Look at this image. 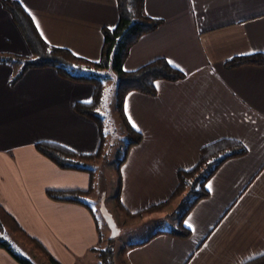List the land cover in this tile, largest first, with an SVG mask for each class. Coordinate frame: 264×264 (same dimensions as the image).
<instances>
[{
  "label": "crops",
  "instance_id": "crops-1",
  "mask_svg": "<svg viewBox=\"0 0 264 264\" xmlns=\"http://www.w3.org/2000/svg\"><path fill=\"white\" fill-rule=\"evenodd\" d=\"M16 1L46 43L89 60L98 58L100 27L114 26L117 17L115 0ZM143 10L161 23L129 46L122 69L162 56L184 77L155 80L153 95L125 94L124 118L141 138L119 165L120 205L133 212L165 199L176 184V170L192 165L200 145L213 139L240 140L245 153L226 158L207 179V196L182 219L188 236L155 227L131 241L146 239L128 247L122 259L126 264H242L264 253V67L228 68L222 61L264 53V0H143ZM2 54L29 51L0 4ZM16 68L0 64V204L58 262L76 264L99 241L94 219L83 205L51 199L44 191L85 189L88 174L59 168L32 144L49 139L77 153L95 151V122L72 109L76 100L91 98L93 85L61 78L46 66L28 67L9 83ZM162 210L132 219L151 220ZM0 264L19 263L0 247Z\"/></svg>",
  "mask_w": 264,
  "mask_h": 264
},
{
  "label": "trees",
  "instance_id": "trees-1",
  "mask_svg": "<svg viewBox=\"0 0 264 264\" xmlns=\"http://www.w3.org/2000/svg\"><path fill=\"white\" fill-rule=\"evenodd\" d=\"M1 6L7 11L8 16L14 22L16 28L21 33L29 54H2L0 55V64L17 65L16 70L9 74V83H14L20 73L28 67L39 68L42 66L53 67L55 73L61 78H66L72 82H85L93 85L91 98L87 102L76 100L72 109L87 118H91L99 133L97 148L91 153H77L69 147H65L57 141L49 139L34 140L33 147L40 154H44L54 164L62 169L83 170L88 174V186L85 189H51L46 188L44 193L51 199H60L65 202H74L86 207L94 219L95 229L100 240L101 232L99 222L94 211L89 206L88 199L94 188V163L97 158H101L105 149L104 118L99 111L102 101V94L105 88L104 82L111 77L113 72L114 81V108L116 116L122 122L125 146L121 155L115 161L112 169L115 176V190L113 194L114 205L120 209L125 217L134 218L142 213L158 211L166 207L169 202L182 193L191 195L190 203L180 212L179 217L173 227L163 232L175 237H186L189 235V229L182 223V219L190 207L202 197L207 196L208 190L205 188V182L220 166V164L229 157L245 153V147L240 140L231 137H219L211 142L200 145L197 150V159L186 169H177L175 173L176 184L165 199L146 206L138 211L127 212L119 203L120 170L119 165L125 159L128 148L139 142L141 132L131 127L123 115L122 103L125 94L129 91H138L145 95L155 93V80L164 79L173 81L184 77V73L171 66L166 58L159 56L146 63L137 66L132 70H123L122 63L129 46L143 33L152 30L160 24L161 19L149 16L143 10V0H115L117 17L115 25L112 27L101 26L100 34L102 36L99 46V54L96 60L85 59L73 53L66 47L48 44L40 37L39 32L33 26L30 15L25 12L16 0H0ZM252 64L264 67V53L253 52L244 55H234L222 61L224 67L231 68L236 65ZM146 239H143V241ZM131 242L122 245L118 253L123 252L133 244L143 243ZM20 244L29 246L33 251L40 255L51 264H61L49 251L40 245L35 237L26 233L22 227L15 221L13 215L2 208L0 204V247H3L9 256L14 258L19 264H36L22 250ZM89 250L96 255L97 264H113L110 247L98 248L90 247ZM121 264H126L125 260H120ZM242 264H264V253L246 260Z\"/></svg>",
  "mask_w": 264,
  "mask_h": 264
},
{
  "label": "rangeland",
  "instance_id": "rangeland-1",
  "mask_svg": "<svg viewBox=\"0 0 264 264\" xmlns=\"http://www.w3.org/2000/svg\"><path fill=\"white\" fill-rule=\"evenodd\" d=\"M113 72L111 77L104 82L105 88L102 94L101 105L99 111L102 113L105 124V149L101 158L93 161L94 166V186L88 199L89 206L94 211V214L99 222V230L101 232L100 240L96 246L99 248L110 247L113 264H121L122 255L118 253V249L122 245H127L131 241L142 239L148 233L152 232L155 227L168 228L173 227L174 222L178 219L180 212L190 203L191 195L188 196L185 192L172 199L162 212L154 219L136 218L128 219L124 217L122 212L114 205L112 200L115 190V176L112 167L115 161L119 158L125 146L124 132L122 122L116 116L114 108V81ZM16 125L20 127L21 121L17 120ZM111 218L114 223L116 232L110 230L107 218ZM163 222L165 224H163ZM26 255L36 264H51L48 260L40 257L37 252L29 248V246L20 244ZM76 264H97L96 255L94 252H87L79 263Z\"/></svg>",
  "mask_w": 264,
  "mask_h": 264
},
{
  "label": "water",
  "instance_id": "water-1",
  "mask_svg": "<svg viewBox=\"0 0 264 264\" xmlns=\"http://www.w3.org/2000/svg\"><path fill=\"white\" fill-rule=\"evenodd\" d=\"M106 218H107V223H108L110 230H112V232L115 233L116 230L114 229V223L112 222L111 218H109L108 216Z\"/></svg>",
  "mask_w": 264,
  "mask_h": 264
}]
</instances>
